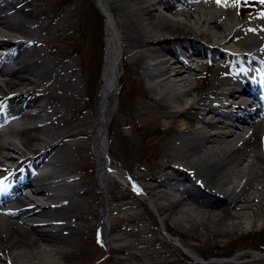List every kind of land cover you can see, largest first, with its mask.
I'll return each instance as SVG.
<instances>
[{
  "label": "bare ground",
  "instance_id": "obj_1",
  "mask_svg": "<svg viewBox=\"0 0 264 264\" xmlns=\"http://www.w3.org/2000/svg\"><path fill=\"white\" fill-rule=\"evenodd\" d=\"M87 1L81 0L85 5ZM95 1L108 17L104 84L101 82L99 111L96 113L89 105L92 111L85 116L87 121L79 125L81 134L75 136H90L92 140L97 157L96 190L80 186L81 178L73 176L75 171L60 165L59 145L55 147L60 143L63 148L66 143L63 136L73 135L66 134V130L61 132V126L72 117L71 114L67 117L68 105L81 96L76 78L77 62L63 56L53 61L52 53L59 51V44L53 40L64 31L65 25L58 22L65 17L61 12L57 17L49 15L43 6L44 0H0V45L11 42L12 47L10 51H0V75L10 76L0 82V98L22 97L25 104L35 108L33 113L25 115L28 119L20 116L21 126H6L0 136V171L4 161L25 164L31 160L37 164L55 149L43 164H37L38 170L41 169L38 177L23 181L29 184V191H24L21 182L6 184L9 189H5L2 198L8 200L0 204V264H54L48 258L65 256L79 236L93 226L87 218L92 211H85L83 215L77 210L85 203L105 202L113 172L105 155V139L117 107L120 62L132 73L130 101L146 100L157 109L152 119L138 126L139 136L130 140L131 149L142 151L129 160L130 178L153 199L151 208L160 214V223L170 235L180 230L176 224L181 223L189 225L183 232H195L197 225L216 233L224 232L225 219L230 221L227 227L232 231L242 229L240 218L256 205L254 198H264V118L250 110L247 115L254 125L246 128L225 129L226 126L216 121L196 125L197 114L206 105L219 120L230 119L232 113L225 110L224 103L213 105L207 97L223 99L235 93L232 87H226L237 84L238 73L229 70L214 83L210 79L205 91L194 96L191 91L195 86L189 87L193 69L178 57L182 52L197 59H217V53L227 54L229 49L236 58L248 52L251 56L261 54L264 64V12L258 9L263 0H248L251 6L239 16L219 10L216 0H154L156 5L151 0ZM223 1L230 8L232 0ZM157 5H163L175 18L157 12ZM88 7L91 8L89 2ZM212 7L215 11L206 10ZM90 15V10L84 11V21L91 28L85 40L95 43L92 26L100 32V21L98 16ZM223 32V38L218 39ZM96 42L95 62L100 54L98 36ZM15 56L20 58L15 61L18 66L12 69L8 60ZM94 66L97 68V63ZM239 104L246 105V102L241 100ZM160 115L171 117L167 125L158 120ZM243 119L239 115L240 123ZM122 123L128 124L122 119L113 127L120 140L126 137ZM88 128L92 131L86 132ZM163 130L172 136L163 144L151 143L150 139ZM77 143L81 140L72 145L74 149L78 148ZM150 150L160 151L154 172L149 169L154 158L147 154ZM178 160L183 163L176 164ZM6 172L8 169L1 173ZM153 174L160 177L153 184L141 180ZM184 181H187L185 187ZM46 200H52L49 202L52 206ZM105 219L106 210L100 225L105 224ZM40 223L46 225L41 227ZM105 228L108 232L103 228L102 234H107L108 242H119L114 229ZM117 259L123 260L121 256Z\"/></svg>",
  "mask_w": 264,
  "mask_h": 264
},
{
  "label": "rangeland",
  "instance_id": "obj_2",
  "mask_svg": "<svg viewBox=\"0 0 264 264\" xmlns=\"http://www.w3.org/2000/svg\"><path fill=\"white\" fill-rule=\"evenodd\" d=\"M44 1L52 2L47 3L46 5V12L49 15L57 17L60 12H66L68 7L71 9V11L67 10V13L70 15L69 18H76L80 22L79 25L75 24V21L72 22L76 28L72 31L71 35V31H69L71 29L70 19L66 18L65 20L63 19L58 22L60 25L64 24L65 29L63 32H60V36H58V40L56 41L61 44L59 51L56 52L57 54L52 53L53 61H55L58 60V57H61V55H65L66 53H73L72 49L74 47L73 45H71V39L74 38L75 41L76 37L79 34L78 30H80L81 27L86 32V36H89L91 28L90 26H87L86 23L84 25V12L83 9H81L78 5L81 0H65L64 4H62V6L60 5L59 8L55 7V1L57 2V0ZM223 2L224 1L221 0V2L218 3L219 10L224 11V13L228 15L233 14L235 16H239L241 14V12L237 10V7L240 4L238 3V5H236L235 0H232V5L230 6V8L227 6V4H224ZM85 7L91 11L90 17L94 18L95 16L99 15L96 6H92L91 9L88 7L87 2ZM157 9H159L157 10V12L165 14L169 17L171 15V18H175L171 13H167L162 10V8L159 7ZM209 9L215 11L213 7L207 8L206 10ZM242 12L244 14L246 13V11ZM62 15H64V13ZM180 18L183 17L180 16ZM49 25L52 26L54 25V23H49ZM92 27H94L92 30L94 34L95 43H93L92 41L90 43L86 40L87 45L84 47L86 36H83V39L81 41L83 48L80 52H83V54L80 57L83 62H85V52H95L96 44H98L96 42V36H98V29H95V25H93ZM102 29H104L103 26ZM211 30L213 32L217 31L216 28H211ZM224 34L225 32H223L218 37V39L223 38ZM72 59L78 61L76 78L77 80L79 79L78 90L81 93V96H79V98H76V100H73L71 102V105H68L70 109L68 110L69 114H67V117L70 114L72 117L68 120L66 125L61 126V132L64 133L66 130V134L73 135L66 136V138L69 137V139L66 140V146L61 148L60 150H62V152L59 151L57 155L60 159V165H63V167H66V169L68 168L69 170L75 171L76 177L80 176V186L83 185L89 187L91 186L90 184L97 185L98 183L96 179V170H94V162L96 157L94 155L93 144L90 139V136L83 138V136H75V134H81L82 128H79V125L82 126L87 121L85 116L89 111H92L91 108H88V106L93 101V98L91 97L89 87L85 89V84L83 82L84 80L81 76V61L78 60L77 57H73ZM190 67H193L192 69L194 74L190 76L191 78L189 87L195 86V90H192L191 93L192 95L196 96L198 93H200V91L204 89V85L208 81V78L205 79L201 75H203L207 71L208 74H215L216 67L218 66L212 64L204 65L192 63V66ZM219 67H222V65H219ZM208 74L206 77L210 76ZM130 75H132V73L130 72H121L122 85L119 93V103L115 115L113 116L110 124L111 126H115L118 122L120 123V120L122 119L124 121H127L128 124H123L124 122L121 124L123 131L122 133L126 137L123 140L118 139L116 129H111V126L109 128V132H111L109 138L110 140H112V142L110 141V154L113 158L114 163L118 167H120L121 165H125L126 168L129 167V160L135 159L140 154V152H142L138 149H131L130 140L134 137L139 136L137 135L136 129L139 125H142L144 122L152 119L153 116L157 113L156 107L148 103L146 100H140L137 103H132L130 101L129 90L127 85V81ZM86 93L87 95H85ZM93 103V107L96 109V102ZM170 118L171 117L162 118L160 115L158 117V120L164 124L167 123ZM208 118L210 119V114H208ZM91 119L92 118L90 117L89 120ZM35 121L40 122V120L38 119ZM73 125L76 127L74 130L72 128ZM90 128L86 129L85 131L91 132L92 129ZM171 136L172 135H170L168 131H161L160 133L153 136L150 139V142L153 144L157 142L163 144L164 141L166 142ZM77 140H81V143H77L79 146L78 148L74 149L72 145L75 144ZM84 140H86L85 143H83ZM14 141L17 142V139L15 138ZM153 151L154 150H150L149 154ZM159 153L160 151H154L153 156L155 158H158ZM14 154L15 153H13L12 155ZM170 161H173V158L170 159ZM154 163L155 162H152V164L150 165V169L153 168ZM179 163H183V161L178 160L176 162V164ZM89 168H91L92 170L91 173L89 171ZM153 176L157 180L160 178L158 174ZM148 179L149 178H146V180ZM154 181L155 180H152L148 183L153 184ZM129 195L130 192L128 190H125L122 186L119 187L113 183H109L105 205V209L107 210V224L108 226H112L111 228H113L115 232L117 229L116 236L117 238H120L119 242L111 241V247H113V251L110 252V254L107 255L106 250L102 248L99 242L97 244V242L94 241V237L98 231L97 226H94L95 228H93V230H88V228L87 231H85L84 233H82L81 236H79V238L75 241V246L65 256H52V258H48L49 262L54 264H188V262L184 261V263L180 259H176V257L178 256L181 258L186 255H184L183 250L181 249V247H183L190 249L196 255H201L203 258H209L211 256L231 257V259L230 257L218 258L219 260L215 259V261L211 264H264V259L261 258L262 256L257 253H264L263 196L259 199L255 197L253 202L256 205H254L251 209H248L244 213V216L240 218L243 222L241 225L242 229H236L235 231H232L230 227H227V223L230 222L227 219L224 220L226 222H224L225 231H219V233H216V230H208L204 228L203 225H197V227H200L198 229L196 227L195 232H188L187 230L186 233L183 231H185L189 227L187 223H181L178 224V226L176 224V227H178L180 230H178V232H176V235L173 236V242L180 246L177 245V247H175L170 243V241H167L166 237L168 234L167 232H164L162 230V227L158 222L159 216H157L155 212L153 213L150 208L148 209L146 206H142L139 203L137 206L132 205L123 210V207L121 205L123 202L128 201ZM51 201L52 200H46V203L50 204L49 202ZM57 201L58 200L53 202L55 203ZM101 210L102 209L99 204H97V202L93 204L85 203L79 206L77 213L86 215L85 211H92L91 215L87 218H89L92 224H95V221L92 216L94 214L95 217L97 216L98 218L99 213H101ZM127 211L128 213H125ZM129 211L133 212L134 214H131ZM132 218L136 220L134 223L127 222L125 224H121L122 221L129 220ZM172 218L174 217L172 216ZM252 223L254 224L252 225ZM92 227L93 226H91V228ZM142 243L146 246L144 247ZM138 246H142L144 248L138 249ZM151 251L155 254V257L154 255H149V252ZM252 252H255L257 255ZM118 256H121L123 260H118ZM152 261H156L158 263H151ZM226 261L231 262L225 263ZM29 263L30 262H28V264Z\"/></svg>",
  "mask_w": 264,
  "mask_h": 264
},
{
  "label": "snow or ice",
  "instance_id": "obj_3",
  "mask_svg": "<svg viewBox=\"0 0 264 264\" xmlns=\"http://www.w3.org/2000/svg\"><path fill=\"white\" fill-rule=\"evenodd\" d=\"M216 2H217V3H220V2H221V0H216Z\"/></svg>",
  "mask_w": 264,
  "mask_h": 264
}]
</instances>
